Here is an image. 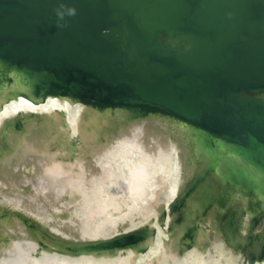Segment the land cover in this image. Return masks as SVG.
<instances>
[{
  "label": "bare ground",
  "instance_id": "6f19581e",
  "mask_svg": "<svg viewBox=\"0 0 264 264\" xmlns=\"http://www.w3.org/2000/svg\"><path fill=\"white\" fill-rule=\"evenodd\" d=\"M128 5L179 49L172 0ZM55 85L0 65V264H264V172L245 152Z\"/></svg>",
  "mask_w": 264,
  "mask_h": 264
},
{
  "label": "water",
  "instance_id": "95a60500",
  "mask_svg": "<svg viewBox=\"0 0 264 264\" xmlns=\"http://www.w3.org/2000/svg\"><path fill=\"white\" fill-rule=\"evenodd\" d=\"M129 1L0 0V65L37 86L207 126L264 172V0H172L181 44L195 43L178 50L150 41L163 17L143 24Z\"/></svg>",
  "mask_w": 264,
  "mask_h": 264
}]
</instances>
